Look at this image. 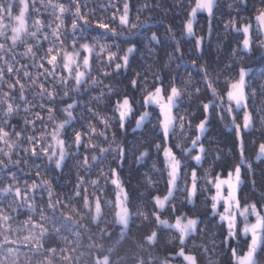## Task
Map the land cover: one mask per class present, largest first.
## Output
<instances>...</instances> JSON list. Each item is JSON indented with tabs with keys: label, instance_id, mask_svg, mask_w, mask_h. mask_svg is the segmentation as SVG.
Returning <instances> with one entry per match:
<instances>
[{
	"label": "snow or ice",
	"instance_id": "obj_1",
	"mask_svg": "<svg viewBox=\"0 0 264 264\" xmlns=\"http://www.w3.org/2000/svg\"><path fill=\"white\" fill-rule=\"evenodd\" d=\"M90 2L0 0V264H264V100L256 103L264 74L253 87L251 68L236 66L241 53L264 54V0H176L164 15L184 13L180 39L171 25L160 33L152 16L140 18L170 0H122V8L108 0L99 5L115 9L107 17ZM217 20L238 38L231 62L213 76L198 60L213 37L223 46ZM182 41L197 59L185 61ZM157 48L167 71L151 72L146 61L136 71L138 57L152 59ZM176 60L197 72L203 89L192 87L191 73L176 83ZM194 96L205 97L198 111L180 112ZM213 119L229 120L227 157L206 146L215 142L207 135ZM129 130L145 138L129 143ZM130 153L136 172L152 160L156 178L145 171L138 181L155 192L147 200L134 198L123 178ZM188 205L194 214L182 210Z\"/></svg>",
	"mask_w": 264,
	"mask_h": 264
},
{
	"label": "trees",
	"instance_id": "obj_2",
	"mask_svg": "<svg viewBox=\"0 0 264 264\" xmlns=\"http://www.w3.org/2000/svg\"><path fill=\"white\" fill-rule=\"evenodd\" d=\"M112 2L116 3L117 7L122 8V0H112ZM139 2L144 3L145 0H139ZM147 2L148 3H154V2H156V0H147ZM220 2H221V5L223 6L224 0H220ZM228 2L231 3L232 0H228ZM107 3H108V0H91V2L89 3V7L97 9V16L107 17V16L111 15L112 11H115V9H110L108 12L101 11L99 8V5L107 4ZM132 3H133V5H135L137 3V0H132ZM174 3H176V0H170L169 4H165L164 9H156L154 12L144 11L140 14V18H141V20H143L145 17L152 16L153 22L154 23L158 22L157 26L159 27L160 33L164 32L166 26L171 25L174 32H175L176 39H180V36H181L180 21L183 18L184 13L181 12L180 8H176V9H173L171 11H168L167 16L164 15V11L167 10L168 8H170V5L174 4ZM176 12H181V15H175ZM232 15H235V12H233ZM131 16H132V19L135 20V16H136L135 7H133ZM228 16H229L228 11L225 8L224 13H223V19L224 20L228 19ZM201 23H205L203 19L201 20ZM216 23L218 25L216 31H217V33H219V41L223 46L218 50L216 47L217 40L215 37H213L211 45L205 48L203 56L198 60V63L209 62L211 64V66L209 67V72L213 76H215L216 73L220 69L223 68L224 64L231 62L227 57L229 56L231 49L236 47L235 40L238 38V37H234L231 33H229L227 35L224 34L223 20H217ZM205 29H206V24H205ZM151 30L156 31L157 27H153ZM197 33L198 34H205L204 31H202L200 28H197ZM173 45H174V41L165 43V47H167L169 52L172 51ZM153 47H155V45H153ZM190 47H191V44L182 41L181 50L185 53L184 59L186 62L191 61L193 59H197V56H198V54L194 50L192 51V53L190 55L188 54V49ZM217 59H219V63L216 62ZM144 61H146L148 64L153 65V67L151 69H149V71H151V72H156V71L166 72L167 71L166 69L161 68V65H163L167 61V56L164 55V51L161 48H157V56L152 58V59H149L146 51L144 53V57H143L142 61L138 57L137 62L141 64V67L136 68V65L134 64L133 67L136 68V71L142 70ZM241 62H243L245 64V66H248L251 68V73H250L249 79L255 81V83H253V87H256L257 84H259L261 82L262 74H264V54H262V52L260 50H256L255 53L250 55V56L244 55L243 53H241L240 59L237 60L236 66L239 67ZM178 64H180V61L176 60L171 65L172 73L176 74L178 72L180 74V78L177 79L176 83L179 86H183V80L187 78L189 73H191L192 78H193L192 87L199 86L203 89L204 86L202 84L201 85L196 84V81L199 80V76H198L197 72L194 69H192L188 63L182 64L180 67H177ZM225 74H227V73H225ZM166 78L170 79L171 77L168 76ZM151 79H152V77H150V80ZM104 83L107 84V83H109V81L105 80ZM124 83L127 84V81H125ZM220 86L221 87L223 86V77H221V85ZM191 90L192 89L190 88L189 91H191ZM208 98H210V96ZM202 99H205V97H203V96H194L191 98L185 97V102L180 106L179 111L182 113L185 111L197 112L198 110L196 109L195 105L197 102H199ZM261 100H264V97H258L257 98V100H256L257 105H259L261 103ZM189 101L191 103H189ZM257 120H258V117H257ZM153 123H154V121H153ZM227 123H229V120H227V119L224 121H218L216 119H213L210 131L208 132L207 135L209 138H211L215 142L211 143V144H206V146L211 151L222 150L226 157L228 155H230L229 149L232 146V144H231L232 132L228 128L224 127V125ZM149 127H151V125H149ZM259 128H260V125L257 122V124H256V129H257L256 135L260 134ZM194 134L195 133H192V135H194ZM137 137H140L141 139L145 138V137H141V133L139 131H137L135 134H133L129 130V133H128L126 139L129 141V143H131ZM118 139H124V138L118 136ZM147 147H148L147 144H142L139 146L140 150H142L143 148H147ZM253 151H254V148L250 144L249 145V152L252 153ZM135 154L139 155V151H136ZM152 159H155V155H153ZM211 160H212V157L210 156L209 157V163L211 162ZM151 162H152V160H149L147 163V166L140 167L139 172H136V171H134V169L137 167L135 165L134 158H133L131 153L129 154V159L127 161V165H126L125 170L122 173V175H123V178L125 180L129 181V183L127 184V187H128L129 192L133 195L134 198L139 196L141 193H144L145 194L144 200H147L149 195L155 194V192L153 190L147 189V187L144 185L138 186V181L141 178L140 174L145 172V171H149ZM209 163H205L204 168H208ZM130 169H132V171H130ZM200 174L203 175V172H201ZM149 175L153 176L154 179L156 178V175L151 173L150 171H149ZM158 187L160 188L161 193H163V187H164L163 184L159 185ZM203 195H206V194H202L200 196L199 200L197 201V209L201 213H203L205 210V203L203 201ZM183 199H184V194L183 193H177V200L174 201V203L179 204V202ZM249 199L250 200L258 199V194L249 193ZM134 202L139 203V201H135V200H134ZM145 207L151 208V205L150 204L145 205ZM192 208H193L192 205H188L186 208H183L182 210L186 211L190 215H192V214H194L192 211ZM106 211L110 212L111 210L106 209ZM205 214L210 216V213H205ZM19 219L22 220L23 217H20ZM108 219H111V216H109ZM140 224H141V221L139 219H137L135 221L134 227L136 225H140ZM13 226L14 227L16 226L15 223L13 224ZM143 231H144V226L141 225V227L139 229V233H142ZM210 231L219 232V229L212 227L210 229ZM139 233H135L136 239H139ZM169 235H170V233H169ZM215 239L217 240V243H219L220 237L217 236V237H215ZM197 242L199 243L200 241H197ZM107 246L108 245L106 244L105 247H107ZM220 251H221V249H218V252H220ZM156 254L159 256H163L164 252L161 249H157ZM217 258L226 259V257H224L222 255L218 256ZM81 264H83V261H81Z\"/></svg>",
	"mask_w": 264,
	"mask_h": 264
}]
</instances>
